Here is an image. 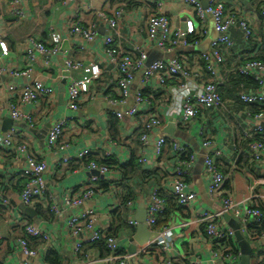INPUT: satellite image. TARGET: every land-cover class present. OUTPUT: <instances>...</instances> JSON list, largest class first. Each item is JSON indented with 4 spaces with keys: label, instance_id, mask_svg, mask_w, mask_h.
I'll return each mask as SVG.
<instances>
[{
    "label": "crops",
    "instance_id": "0c3cea01",
    "mask_svg": "<svg viewBox=\"0 0 264 264\" xmlns=\"http://www.w3.org/2000/svg\"><path fill=\"white\" fill-rule=\"evenodd\" d=\"M64 1L29 0L28 4L25 5L27 12L25 20H8L10 0H0V41L6 42L10 51L9 57L3 65L8 73L0 79V135L14 132V141L18 145H26L31 156L38 161L47 163L48 169L45 179L48 188L56 198L61 199L65 194L79 195L90 178L97 175V172L83 168L81 161L76 159L79 153L90 150L96 160L112 157L120 164H129L132 160L133 149L136 148L135 138L143 132L148 114L155 112L163 123V129L158 130V135L188 144L195 152L197 163L191 169L187 178L189 190L197 194V201L193 207L178 208L172 216L169 228L161 231L164 235L159 239L157 237L158 240L156 236L150 235L153 233L159 234L160 231L149 230L152 234H148L146 231L139 233V226L132 227L127 223V220L134 223L139 219L147 220L146 197L153 188H159L164 198L172 199L171 184L174 158L172 152L169 154L168 148L157 162L150 165H141L144 172H157V177L147 181H144L143 178L137 181L132 180L121 187L118 184L121 179L120 170L112 169L105 178L100 177L101 183L105 182L106 185H101L102 192L90 201L86 207L96 209L99 212L100 226L108 233V231L114 229L113 216L116 213L115 207L120 203V198L131 197V200L135 202L134 209L126 211L128 213L127 225H125V222V226L118 224L117 237L120 240L123 252L134 256L133 264H192L196 261L211 264L212 245L207 237L205 227L186 226L195 212L216 213L222 208L207 195L208 180L204 176L203 167V158L207 151L202 147V139L198 136V133L202 126H205L207 132L212 136L211 138L214 139L216 147L224 151V156L219 161L220 170L228 177L223 195L232 196L238 203L250 202L256 197L253 200V206L264 207V170L251 162L241 142L242 129L239 123L244 111H238L235 102L225 100L227 110L223 115L207 111L201 121L198 120V123L190 129L182 130L177 128L178 119L176 116L171 115L170 102H167V99H170L169 91H171V87H173L171 85L174 82H170L169 86L171 87H169V90L152 86L151 90L146 91L152 101V111L145 110L138 116L131 119L126 118L124 121L116 118L118 120L117 140H114L110 130L111 119H113L112 111L121 112L127 107L118 106V108H113L106 100L107 97H118L113 83L116 76L113 67L109 66L108 69L109 71L112 70V73H105L101 81L96 84L97 100L93 102L83 101L80 103L81 110L74 112L70 109L67 99V88L71 80L81 79L85 76V73L83 69H69L66 66V61L79 62L83 67L91 63H98L103 69L108 66L106 46L104 45V39L108 34L107 28L98 22L95 15L96 12L104 8V3L102 0H75L72 4L66 6ZM136 1L138 5L133 6L131 3ZM136 1L113 0L111 8L116 9L121 5L125 8L124 19L120 22L119 28L123 45L130 49L134 46H145L146 43L149 48L148 59L150 56L154 57L158 50L148 44L146 23L149 16L166 15L170 19L173 30L184 28L187 19H194V11L186 4L185 0ZM199 1L204 7L208 6L210 2V0ZM129 4L130 6H128ZM159 4H162V7H159ZM263 7L264 0H230L226 6L228 10H241L248 17L250 16L251 25L254 27L259 41L264 39V20L261 17ZM76 13L80 15L83 25H96L98 27V38L93 44H88L80 37L70 36L68 21ZM50 29L57 32L62 39L60 52L50 57L37 55L36 62L30 63L26 53L32 48V45L28 40L35 37L49 44ZM208 34V37L200 46L191 48L197 50L195 53L179 55L186 59L189 66H193L199 55L207 51L210 43L218 37L211 19L208 23ZM232 38L236 43L235 48L224 52L228 63L227 68L224 69L226 74L228 68L233 67L237 57L264 59V45L261 42L254 40L251 46L247 45L238 31L232 32ZM30 68L33 71L29 77L11 76L14 71L22 72ZM141 79L142 75H139L135 82L136 88L140 87ZM33 81H41L47 88L52 90L53 94L50 98H41L37 103L23 108V112L31 117L32 125L13 121L8 109L9 98L12 95L8 93L7 86L16 85L22 88ZM129 105H132V103H129ZM244 120L241 123L244 124ZM62 121H66L67 126L60 138L59 149L52 151L47 145L48 134L55 125ZM199 121L204 124L199 123ZM179 131H181L186 141L177 137ZM170 132H175V136L171 137ZM137 154L141 157L140 151ZM67 157H70L71 160L68 165H63L64 159ZM146 157L153 161L154 151L152 145L147 150ZM140 159L142 160V158ZM26 160V156L9 152L0 146V209L3 210V213L0 214L3 221L0 225V235L8 237L4 242H10L14 249L13 254L7 259L8 264H23L25 262V258L19 254L17 244L15 245L14 242V239L22 237L24 233L23 227L18 223L21 216L27 219L28 222L30 221L36 225L40 224L44 230L50 233L52 237L50 249L65 258L63 264H82L85 261V256H89L91 259L103 258L98 247H87L79 262L73 260L74 242L70 238L66 222L51 219L50 214L48 215L45 211L48 209L45 199H40L30 206L36 212L34 219H29L22 213L24 205L21 201V191L24 182H20L23 178L18 174L26 167ZM4 197L9 201L11 208L3 205L2 198ZM38 206L43 207L44 211L41 213L45 215L38 212L37 208H40ZM242 210L244 211V207ZM220 226L233 231L224 218L220 222ZM251 234V232L242 234L251 249V264H262L264 246L260 241H253L250 237ZM135 237H138V239L140 237L141 240L148 238L150 241L143 247L132 248L131 241ZM154 241L156 242L151 244ZM233 242L238 246L241 264V248L235 233ZM133 245H136V242ZM171 246L172 251L167 252L164 250L166 247ZM35 263L45 264V252H41Z\"/></svg>",
    "mask_w": 264,
    "mask_h": 264
},
{
    "label": "built area",
    "instance_id": "2783aa9c",
    "mask_svg": "<svg viewBox=\"0 0 264 264\" xmlns=\"http://www.w3.org/2000/svg\"><path fill=\"white\" fill-rule=\"evenodd\" d=\"M75 0H65L66 6ZM104 8L96 12L97 20L107 28L108 34L104 39L108 66L105 69L98 63H91L83 67L79 62L68 60L66 66L71 70L83 69L85 76L81 79H72L67 88V99L69 107L74 112L81 110L80 103L83 101H95L98 96L95 92L98 84L105 73L109 71V66L116 72L114 84L117 98L107 97L106 100L113 108L126 106L123 111L113 110L112 115L118 120L124 121L126 118H134L145 110L151 109V98L143 95V91H148L152 86L159 89L169 90L171 115L177 117V128L190 129L198 123L207 111L222 114L227 110V102L221 95L220 88L226 85L231 79L242 76L252 77L259 83V88L254 91H242L239 99L244 104L264 106V63L261 61H246V58L237 57L232 68H227L225 51L233 50L236 46L232 38V32L241 33L244 41H259L254 27L251 25L250 16L248 17L241 10L226 8L230 0H210L207 7H204L199 0H185L186 4L193 9L194 19H187L184 28L174 29L170 19L166 15L157 14L149 16L146 23L147 40L150 47H156L163 53H174L177 50L200 46L208 37V23L211 19L214 30L218 34L216 40L210 43L209 49L201 53L195 64L189 66L186 59L176 56L170 61H156L148 66V46H134L126 48L123 45L122 36L119 34L120 22L124 19V7L112 9L113 0H102ZM29 0H10L8 16L14 19L25 20L27 12L25 5ZM162 7V4H159ZM264 20V8L261 12ZM68 32L72 37H80L88 44H93L98 38V27L96 25H83L79 14H74L68 21ZM50 42L46 44L35 37L28 41L32 45L26 53L30 63H35L37 55L55 56L61 50L62 39L53 29H50ZM264 45L263 41H259ZM10 51L4 41H0V79L7 74L4 62L9 57ZM244 62V63H243ZM230 64V63H229ZM32 68L22 72L14 71L13 77H29ZM142 75L140 87H135L137 77ZM170 82H174L169 86ZM10 93L8 109L13 121L25 122L32 125L30 116L23 112L27 105L37 103L41 98H50L52 90L47 88L41 81H33L22 88L16 85L7 86ZM133 100V102H131ZM132 103V105H129ZM150 108V109H149ZM249 119L245 124L239 123L241 131V142L249 140L247 144V156L253 164L264 170V113L254 115L247 114ZM251 117V118H250ZM199 123H203L200 122ZM254 122V123H253ZM253 123V124H252ZM204 124V123H203ZM67 126L66 121L55 125L48 134L47 145L52 151L59 149V141ZM163 129L160 117L151 112L148 114L139 151L142 160L140 163L150 165L162 158L167 148H171L173 154L171 198L183 208L193 207L197 201V194L189 190L188 176L191 169L196 165L195 152L190 145L180 143L177 140L158 135V130ZM198 136L202 139V147L207 151L204 161V176L208 180L207 195L218 203L222 208L216 213L195 212L194 216L186 226L205 227L207 237L212 245L211 264H240L241 256L228 248V243L233 240L234 232L226 230L220 226L224 215L228 214L240 219L241 233H250V227L262 228L264 225V211L257 206H253L254 197L250 202L238 203L232 196L223 195L224 186L228 177L220 170L219 161L224 156V151L216 147V143L206 127L202 126ZM258 136V137H257ZM15 140V133L0 135V146L15 154L26 156V167L19 176L25 180L21 192V201L24 206L30 207L40 199H45L47 207L53 212L58 221L66 222V227L70 238L74 242L73 260L79 262L87 247H94L106 241L109 255L107 257L91 259L85 256L82 264H133V255L123 252L118 237L109 238L106 230L100 226L101 218L96 209L86 207L99 193H101L102 180L112 171L109 167L99 165L95 161L82 165L83 168L97 172V175L90 178L83 187L79 195L65 194L61 199L56 198L48 188L45 174L48 166L45 161H38L31 156L26 145H18ZM153 146V161L146 157L147 150ZM92 151L84 150L76 157L79 161L90 156ZM191 155V156H190ZM184 157H189L183 159ZM71 158L64 159L63 165H68ZM100 185V188H99ZM159 188H153L146 197L147 220L145 225L149 230H154L158 219L164 216L168 209L166 200L161 195ZM3 205L11 208L9 201L2 198ZM242 205V207H240ZM244 207V211L242 208ZM131 211L133 205H128L125 210L118 203L115 210ZM244 212V213H243ZM3 221L0 218V225ZM18 223L23 227L25 234L31 238L44 241V244L37 249L30 247L27 238L17 240L19 254L25 258L24 264H36L35 260L40 257L41 252H46L52 242L50 233L44 230L41 225L29 224L27 219L21 216ZM127 223L132 227L139 224L133 221ZM159 233V238L163 237ZM253 241H260L264 246V232L261 235L251 236ZM8 238V237H7ZM6 236L0 235V243L7 240ZM157 239V240H158ZM156 240V241H157ZM156 241L152 242L154 244ZM150 244V245H151ZM164 250L170 252L171 247ZM264 264V253L262 255ZM192 264H204L203 261L192 262Z\"/></svg>",
    "mask_w": 264,
    "mask_h": 264
},
{
    "label": "trees",
    "instance_id": "16d2710c",
    "mask_svg": "<svg viewBox=\"0 0 264 264\" xmlns=\"http://www.w3.org/2000/svg\"><path fill=\"white\" fill-rule=\"evenodd\" d=\"M131 4L133 6H137L138 2L136 1L135 3H131ZM122 6L123 5H121V7ZM128 6H130V4ZM7 19L12 20L14 18L8 17ZM252 42L253 41H248V42L244 41L245 44L250 45V46L252 45ZM254 43H256V42H254ZM251 60L261 61L264 63V59L253 58V57L246 58L244 60V62L251 61ZM258 88H259V83L256 82L254 78L238 76V77L231 79L230 82L226 86L225 85L222 86L220 88V91H221V95H222L224 100H230L232 103L235 102V104H237V110L238 111H240V110L244 111L243 116L241 117V120L239 119L241 122H243L242 120L249 119V116L247 114H251L252 116H254V115L264 113V106L244 104L239 99V95L242 91L250 92V91L257 90ZM157 93H154V94H157ZM154 94H152V95L154 96ZM143 95L145 97L148 96L147 98H149V95L146 93V91H143ZM112 117H113V119H111L110 130H111V134H112L113 139L117 140L116 135H117V128H118V120L116 119V117H114V116H112ZM245 123L246 122H244V124ZM142 135H143V133H140L135 138L134 144H135L136 148L133 149L132 160L129 164H120L118 161L112 159V157H105V159H103V160H96V158H94L95 156L93 157V154L91 153V155L88 156V158L81 161V165H84V164L87 165L88 163L95 161L99 165L109 167L111 170L112 169H115L117 171L120 170L119 173H120L121 179H120V182L118 184L121 187H124L128 182H130L132 180L137 181L138 179L143 178L144 181H147V180H150L154 177H157L158 176L157 172H144L142 170V166H141L142 164L140 163L141 157L137 154L139 152V148L141 146ZM248 142H249V140H246L243 142L245 150H247ZM168 149H169L168 151L170 154L171 148L169 147ZM190 156H188V157L183 156V159H185V158L189 159ZM20 182H22V183L24 182V184H25L24 179L21 180ZM102 185H106V183L103 182ZM126 197H127L126 199L124 197H122L119 200L120 205L123 208H125V210L128 209V205H130V204H132L133 206L135 205V202L131 200V197H128V196H126ZM164 199L166 200V202L168 204V209H167L166 214L164 216L159 217V219H158L157 225L154 228V230L157 232H159V231L161 232V231L169 228L171 220H172V216L177 212L178 208H180V206L173 199H170V198H168V199L164 198ZM47 204H48V202L46 201V205ZM38 207H40V206H38ZM37 209H38V212H40V213L42 211H44L43 207H40ZM260 209H261V211H264V207H261ZM2 211L3 210L0 209V214L3 213ZM45 211L48 215L50 214L52 220L53 219L56 220L53 212L49 208ZM115 211H116V213L113 216L115 225H114V229H112V230L108 231V233H106V236L108 237V239L113 238V237L116 238L118 236V231H119L118 224L121 226L127 225L126 219L128 218V213L124 212V211H120L119 209H117ZM41 214L45 215L43 213H41ZM124 222H125V225H124ZM29 224H33V223H31L29 221ZM131 229H134V228H131ZM249 229H250V232L252 233L251 236L261 235L264 232V225L262 228H259V229L256 228L255 226L250 227ZM23 232L24 233H23L22 237L14 239L15 245L17 244L18 239L27 238L24 229H23ZM27 240L30 241V247L33 249H37L44 244V241L37 239V238L28 237ZM94 247L99 248L103 257H107L109 255V251L107 250V246H106V241H103L102 243H99ZM228 248H230L235 253H239L238 246H236L234 244L233 240L228 243ZM13 251H14V249H13L12 245H10V242L0 243V264H8L7 259L13 254ZM64 260H65V258L63 256H61L58 252L51 250L50 248L45 252V264H63Z\"/></svg>",
    "mask_w": 264,
    "mask_h": 264
},
{
    "label": "water",
    "instance_id": "95a60500",
    "mask_svg": "<svg viewBox=\"0 0 264 264\" xmlns=\"http://www.w3.org/2000/svg\"><path fill=\"white\" fill-rule=\"evenodd\" d=\"M197 50L196 49H190L189 51H187V48H184L182 50H177L174 53H170V54H174L175 57L178 55H186V54H193L195 53ZM167 53H163L160 50H157L156 53L154 54V57H152V63H150L151 61L147 62V65L150 66L152 65L154 62L156 61H170L173 60L174 58L168 60L165 59V55ZM26 126V125H25ZM264 126V124H263ZM27 127V126H26ZM176 131V130H175ZM171 134V137L175 136V132L174 133H169ZM26 217H28L29 219H34L36 217V212L33 208L24 206L23 208V212H22ZM224 220L226 221V223H228V225L232 228L233 232L236 235V238L239 242L240 248H241V254H242V261L241 264H251V249L249 248V245L247 244V242H245L242 233H241V222L239 218H235L231 215H224ZM137 222L139 223V227H138V231L139 233L143 232H147L148 234H152L151 232H149V229L147 228V226L144 224L146 222V220H137ZM140 235V234H139ZM150 236H156L159 237V234L153 233ZM155 240V239H153ZM150 241V239H145V240H141L140 237L138 239V237H135L132 241V248H137L138 246L143 247L145 246V244H147ZM136 242V245H133V243ZM132 251V250H131Z\"/></svg>",
    "mask_w": 264,
    "mask_h": 264
},
{
    "label": "rangeland",
    "instance_id": "374dc122",
    "mask_svg": "<svg viewBox=\"0 0 264 264\" xmlns=\"http://www.w3.org/2000/svg\"><path fill=\"white\" fill-rule=\"evenodd\" d=\"M205 7H207V6H205ZM196 47H197V46H193V47L187 48V51H189L191 48H196ZM158 50H159V49H158ZM174 57H175L174 54H166V55H165V59H168V60H170V59H172V58H174ZM149 61H151L150 63L153 62L151 56L149 57ZM179 132H180V133H179V136H177V137H179L180 139L186 141V139H185V137L183 136V134H181V131H179ZM204 161H205V158H204ZM201 167H202V166H201ZM201 167H200V168H201ZM203 167H204V164H203Z\"/></svg>",
    "mask_w": 264,
    "mask_h": 264
}]
</instances>
